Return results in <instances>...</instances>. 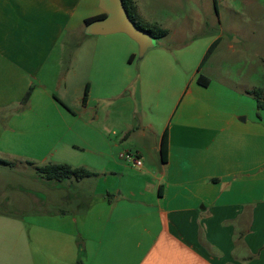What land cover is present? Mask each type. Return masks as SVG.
I'll return each instance as SVG.
<instances>
[{"label":"crops","instance_id":"obj_1","mask_svg":"<svg viewBox=\"0 0 264 264\" xmlns=\"http://www.w3.org/2000/svg\"><path fill=\"white\" fill-rule=\"evenodd\" d=\"M132 2L167 32L143 52L125 33L89 32L106 16L99 0H0V160L12 164L0 188L90 196L77 214L0 210V264H264L255 87L239 90L221 65L219 79L199 74L219 41L193 35L202 0ZM45 166L93 176L48 181Z\"/></svg>","mask_w":264,"mask_h":264},{"label":"rangeland","instance_id":"obj_2","mask_svg":"<svg viewBox=\"0 0 264 264\" xmlns=\"http://www.w3.org/2000/svg\"><path fill=\"white\" fill-rule=\"evenodd\" d=\"M207 9L209 11H204L202 17L205 25L200 32L193 35L197 36L200 42L211 38L219 41L213 53L211 52L203 62L204 64L207 61L206 64H201L203 66L199 69V74L219 79L214 74L216 70L211 73L210 67L221 65L227 78H232L235 82L240 79L239 90L253 85V90H261L264 97V0H217L218 14L210 1L202 0V10ZM16 178L23 180L25 174L19 173ZM62 190L64 191L53 192L48 188H0V210L10 214L27 212L47 216L59 211L80 213L85 198L90 197L83 193L86 188ZM55 194L63 200L55 201ZM19 207L22 209H18Z\"/></svg>","mask_w":264,"mask_h":264},{"label":"trees","instance_id":"obj_3","mask_svg":"<svg viewBox=\"0 0 264 264\" xmlns=\"http://www.w3.org/2000/svg\"><path fill=\"white\" fill-rule=\"evenodd\" d=\"M123 7L131 20V22L135 25V27L144 33H146L151 39L153 40H160L164 37H166L167 32L156 25H151L143 22L136 12V7L133 4L132 0H121ZM106 16H100L98 18H93L85 21V26H89L95 21L103 20ZM216 46V42H214L206 51L205 56L202 60V63L205 61L206 57L210 55V53L214 50ZM200 81V78H199ZM201 85L206 86L207 80H205L203 83L201 82ZM86 94L84 93V98L82 100V104H84L86 100ZM251 95L256 103L257 108L260 110H264V97L261 90H252L248 93ZM166 149H167V135L166 133L163 135L161 140V147H160V153H161V160L163 163L166 162ZM32 165V164H29ZM0 166H7L11 167L12 164L0 160ZM36 172L42 176L45 180L48 181H62V180H69L73 179L75 181H80L85 178L92 177L93 174L83 170V169H71L68 166H45V167H35Z\"/></svg>","mask_w":264,"mask_h":264},{"label":"water","instance_id":"obj_4","mask_svg":"<svg viewBox=\"0 0 264 264\" xmlns=\"http://www.w3.org/2000/svg\"><path fill=\"white\" fill-rule=\"evenodd\" d=\"M100 7L106 13V18L98 20L89 26L92 34L107 35L125 33L139 46L141 52L149 46L151 39L146 33L139 31L129 19L121 0H99Z\"/></svg>","mask_w":264,"mask_h":264},{"label":"built area","instance_id":"obj_5","mask_svg":"<svg viewBox=\"0 0 264 264\" xmlns=\"http://www.w3.org/2000/svg\"><path fill=\"white\" fill-rule=\"evenodd\" d=\"M128 161L135 167L141 166V161L135 154L128 155Z\"/></svg>","mask_w":264,"mask_h":264}]
</instances>
